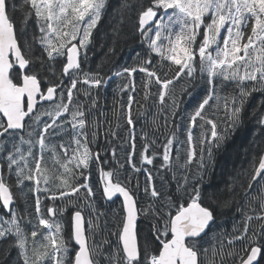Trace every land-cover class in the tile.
Wrapping results in <instances>:
<instances>
[{"label": "snow or ice", "instance_id": "obj_1", "mask_svg": "<svg viewBox=\"0 0 264 264\" xmlns=\"http://www.w3.org/2000/svg\"><path fill=\"white\" fill-rule=\"evenodd\" d=\"M0 264H264V0H0Z\"/></svg>", "mask_w": 264, "mask_h": 264}, {"label": "trees", "instance_id": "obj_2", "mask_svg": "<svg viewBox=\"0 0 264 264\" xmlns=\"http://www.w3.org/2000/svg\"><path fill=\"white\" fill-rule=\"evenodd\" d=\"M100 55V53H98V56Z\"/></svg>", "mask_w": 264, "mask_h": 264}]
</instances>
